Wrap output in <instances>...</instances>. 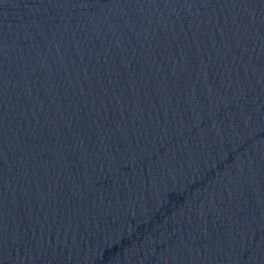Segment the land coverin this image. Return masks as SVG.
Here are the masks:
<instances>
[{
    "label": "water",
    "instance_id": "1",
    "mask_svg": "<svg viewBox=\"0 0 264 264\" xmlns=\"http://www.w3.org/2000/svg\"><path fill=\"white\" fill-rule=\"evenodd\" d=\"M0 264H264V0H0Z\"/></svg>",
    "mask_w": 264,
    "mask_h": 264
}]
</instances>
